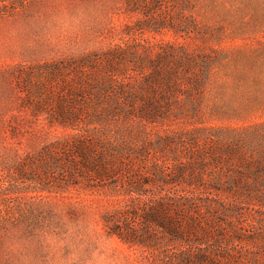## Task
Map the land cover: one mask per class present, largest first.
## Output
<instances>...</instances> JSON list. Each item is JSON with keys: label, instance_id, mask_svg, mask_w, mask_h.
Listing matches in <instances>:
<instances>
[{"label": "rangeland", "instance_id": "rangeland-1", "mask_svg": "<svg viewBox=\"0 0 264 264\" xmlns=\"http://www.w3.org/2000/svg\"><path fill=\"white\" fill-rule=\"evenodd\" d=\"M176 2L182 24L177 31L146 29L143 24L147 17L129 12L124 0L111 14L113 22L134 28L136 38L182 47L180 51L192 61L186 69L190 78L169 96L173 114L150 122L133 114L117 118L94 104L81 107L77 120L63 119L59 101L73 90L80 94L79 99L90 100L94 96L89 89L106 81L104 72L59 64L60 56L44 54L59 38L45 31L49 21L44 12L52 6H9L10 0H0V228L33 215L49 213L58 217L68 212L73 217L70 225L78 229L84 228L88 220L101 225L107 220H120L140 229V235L150 224L124 214L123 208L130 204L125 198L137 196L128 193L129 185L142 183L140 190L145 195L135 202L136 208L129 210H138L141 215L151 213L150 208L161 196L198 194V200L213 197L189 186L162 183L152 171L155 164H161L168 178H175L173 163L198 153L193 146L186 150L181 144L168 150L149 149L142 157L145 164L137 166L132 176L119 175L116 183L101 188L93 179L72 177L56 164L45 169L39 161L42 149L49 138L60 135V128H131L138 134L146 130L153 138L200 128L203 133L237 137L250 143L252 149L264 150V0ZM4 5L9 12L4 11ZM134 71H127L136 75L127 81L141 91L145 86L137 83L146 71ZM141 138V142L145 140ZM158 141L151 144L157 148ZM261 196L264 202V191ZM262 212L264 204L251 201L235 211L239 217L236 222L242 226L258 223ZM166 216L183 226L196 218L198 223H212L217 229L227 227L230 218L221 211L211 214L203 208L193 214L172 209ZM150 229L155 236L150 243L124 244L117 239V244L108 246L81 241L69 246L39 242L28 245L15 238L10 240L0 229V264H200L192 255L199 252L197 245L168 239L157 227ZM185 250L191 255L183 263L180 259Z\"/></svg>", "mask_w": 264, "mask_h": 264}, {"label": "trees", "instance_id": "trees-1", "mask_svg": "<svg viewBox=\"0 0 264 264\" xmlns=\"http://www.w3.org/2000/svg\"><path fill=\"white\" fill-rule=\"evenodd\" d=\"M120 1L10 0L9 6L16 3L27 7L39 4L52 6L44 12L49 21L45 31L59 38L44 54L60 56L59 64L99 68L105 74L106 81L99 83L100 86L95 89L90 87L94 96L90 100L79 99L80 94L73 90L65 100L59 101L58 111L63 119L77 120L81 116L80 108L86 104H94L117 118L133 114L150 122L165 118L169 112L173 114L169 96L178 91L185 79L190 78L191 73L186 69L191 60L187 53L180 51L182 47L140 40L134 36V28H124L113 22L111 14ZM124 2L129 12H140L147 17L143 24L146 29L180 30L181 12L175 5L176 0ZM2 7L9 12L7 5ZM131 68L136 74L146 71L137 83L145 86L141 91L127 81L136 76L127 74ZM59 131L60 135L56 139L49 138L42 149L39 161L45 169H51L56 164L72 177L93 179L101 188L112 181L116 183L119 175L132 176L137 166L145 164L142 157L149 149L168 150L181 144L185 150L188 146L197 148L198 153L193 152L190 156H183L181 162L173 163L177 173L175 178L169 179L164 166L155 164L152 171L156 178L162 183L180 184L192 190L208 192L213 197L198 200V194L183 198L161 196L150 208L152 212L144 216L138 210L129 211L136 208L135 202L145 195L140 190L142 183L141 186L128 184V193L137 196L125 198L130 204L123 208L124 214L150 224L140 235V229L131 228L120 220H107V224L102 222V225L101 222L88 220L84 228L78 229L77 225H70L73 217L67 212L58 217L49 213L33 215L24 221L18 219L10 226L1 227L2 234L10 240L15 238L28 245L39 242L60 246H69L76 241L108 246L114 245L117 239L124 244L137 241L147 244L155 237L150 228L157 227L168 239L197 245L199 252L192 255L200 264H264V213L258 216V223L247 226L238 225L236 221L239 217L235 213L251 201L264 204L261 196L264 191V150L252 149L250 143L237 137L203 133L200 128L173 135L167 133L157 138L151 137L146 130L138 134L131 128H60ZM141 136L145 138L142 142ZM157 141L156 148L151 143ZM202 208L211 214L221 211L230 216L226 220L228 226L217 229L212 223H198L196 218L183 226L166 216L172 209L179 213L190 210L193 214ZM189 255L188 250L183 251L181 262L188 261Z\"/></svg>", "mask_w": 264, "mask_h": 264}]
</instances>
